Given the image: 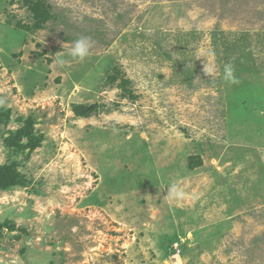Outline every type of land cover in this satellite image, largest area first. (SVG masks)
<instances>
[{
  "label": "rangeland",
  "instance_id": "374dc122",
  "mask_svg": "<svg viewBox=\"0 0 264 264\" xmlns=\"http://www.w3.org/2000/svg\"><path fill=\"white\" fill-rule=\"evenodd\" d=\"M0 100V264H264V0H0Z\"/></svg>",
  "mask_w": 264,
  "mask_h": 264
},
{
  "label": "trees",
  "instance_id": "16d2710c",
  "mask_svg": "<svg viewBox=\"0 0 264 264\" xmlns=\"http://www.w3.org/2000/svg\"><path fill=\"white\" fill-rule=\"evenodd\" d=\"M33 9L36 12V17L39 18H45L47 19L48 14L46 12H41L42 8L38 4L33 5ZM42 13V14H41ZM95 108V105H85V104H78L75 106L76 113L81 116H87L90 114V112ZM0 124H1V118H0ZM30 131L28 127L21 128L17 131V137L21 138L22 136L30 137ZM38 144L36 142L33 147H35ZM195 166V162L191 163V167ZM20 183V174L12 167L10 166H0V189H8L10 187H13L15 185H18ZM4 223L0 222V235L3 232ZM179 239V238H178ZM173 240V242L170 243V249L172 252H175V249L173 247L175 242H181L179 239ZM182 246V243H181Z\"/></svg>",
  "mask_w": 264,
  "mask_h": 264
},
{
  "label": "clouds",
  "instance_id": "9594fccd",
  "mask_svg": "<svg viewBox=\"0 0 264 264\" xmlns=\"http://www.w3.org/2000/svg\"><path fill=\"white\" fill-rule=\"evenodd\" d=\"M93 47V41L90 37L81 36L74 41L72 46L67 50V56L71 57L73 60L83 62L88 56L91 55V48ZM57 62L60 64L64 63V60L61 57H57ZM204 72L206 75H211L213 69L204 66ZM224 79L236 82L234 75H233V68L231 65H225L224 68ZM4 101L0 100V106H3ZM170 197L173 198H180L183 196V191L179 188L178 185H172L168 194Z\"/></svg>",
  "mask_w": 264,
  "mask_h": 264
},
{
  "label": "built area",
  "instance_id": "2783aa9c",
  "mask_svg": "<svg viewBox=\"0 0 264 264\" xmlns=\"http://www.w3.org/2000/svg\"><path fill=\"white\" fill-rule=\"evenodd\" d=\"M182 243V240H181V242H175L174 243V245H173V247H174V249L177 251L176 253L178 254L180 251V249H179V247L181 246L180 244Z\"/></svg>",
  "mask_w": 264,
  "mask_h": 264
}]
</instances>
